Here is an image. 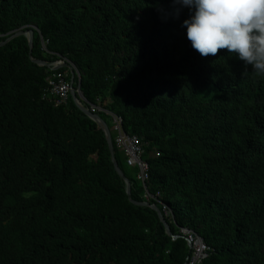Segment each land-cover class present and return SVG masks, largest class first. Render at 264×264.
I'll return each instance as SVG.
<instances>
[{
    "label": "trees",
    "instance_id": "16d2710c",
    "mask_svg": "<svg viewBox=\"0 0 264 264\" xmlns=\"http://www.w3.org/2000/svg\"><path fill=\"white\" fill-rule=\"evenodd\" d=\"M162 1L0 0V42L34 25L33 59L74 64L82 105L120 118L143 144L145 182L110 131L131 199L158 194L149 201L172 208L173 235L187 228L210 248L201 264H264V145L246 143L251 106L264 121L259 85L247 75L224 91L209 68L169 70L167 41L154 46L150 29ZM51 73L29 59L25 37L0 46V264H184V238L172 241L154 211L127 199L102 130L71 98L54 106Z\"/></svg>",
    "mask_w": 264,
    "mask_h": 264
},
{
    "label": "clouds",
    "instance_id": "9594fccd",
    "mask_svg": "<svg viewBox=\"0 0 264 264\" xmlns=\"http://www.w3.org/2000/svg\"><path fill=\"white\" fill-rule=\"evenodd\" d=\"M26 27L39 33L34 25L20 29ZM150 29L154 46H163L167 41L169 70L176 67L184 73L187 68L191 70L194 66L209 68L207 78L214 82L223 78L224 91H239L247 75L256 78L259 93L255 99V111L264 116V0H163ZM159 36H165L166 40L159 39ZM41 43L44 47L43 41ZM54 63H67L75 67L63 58ZM54 63L48 64L52 72L57 71L52 69ZM74 76L79 78V73ZM78 83L73 88H77ZM83 100L81 103L86 102L84 97ZM91 106L100 108L99 105ZM91 106L85 107L90 113ZM239 110H243L242 101L233 105L224 116L225 122H236L235 111ZM98 112L105 113V110ZM98 112L92 114L98 115ZM247 113L249 139L246 143L261 139L264 145V121L255 123L252 106ZM112 115H108L111 126ZM167 218L174 223L172 208L168 205ZM179 232L182 236L173 235L170 230L173 237L191 241V248L187 246L191 253L184 264H201L209 248L191 230L180 228ZM202 247L204 250L196 257L197 249Z\"/></svg>",
    "mask_w": 264,
    "mask_h": 264
},
{
    "label": "built area",
    "instance_id": "2783aa9c",
    "mask_svg": "<svg viewBox=\"0 0 264 264\" xmlns=\"http://www.w3.org/2000/svg\"><path fill=\"white\" fill-rule=\"evenodd\" d=\"M48 86V96L53 101L55 107L65 105L67 99H69L70 91L73 84L71 79L67 80V76L58 71H53L49 78L46 80ZM76 90V88H74ZM90 110L92 113H96L101 109L95 106H91ZM112 117V130L115 132V146L118 150L125 154V164L128 167H136L138 169L137 179L141 182L147 179L148 165L144 162L141 157L143 155V149L140 140L136 136H130L122 131L121 121L115 116ZM165 208L162 206V214ZM165 215V214H163ZM204 248L197 249L195 256L198 257Z\"/></svg>",
    "mask_w": 264,
    "mask_h": 264
},
{
    "label": "water",
    "instance_id": "95a60500",
    "mask_svg": "<svg viewBox=\"0 0 264 264\" xmlns=\"http://www.w3.org/2000/svg\"><path fill=\"white\" fill-rule=\"evenodd\" d=\"M35 29L33 28H23L20 29L12 34H10L3 42H0V46L5 45L6 43L10 42L12 39L18 38V37H25L27 39V44H28V57L29 59L35 63L38 66H43L46 68H50V65H48L47 63H45L44 61L41 60H36L33 59L31 56V51H32V46H33V33H34ZM61 68H66L69 70V74H70V78H71V83L73 84V76L76 75L78 73L76 67L73 66H69L67 63H58L57 65L53 66V70H58ZM70 97H71V101L74 104V106L81 112L83 113L88 119H90L92 122H94L103 132V135L106 139L107 142V146H108V150H109V154H110V159L113 163L114 166V170L117 173V175L123 180V183L125 185V194L127 196V199L129 200V202H131L133 205L135 206H140V207H144V208H149L150 210L154 211L160 222L163 224L164 229H165V233L172 237L173 240H175L178 237H173L170 233V229L169 226L167 225L166 220L164 219V216L161 212V210H159L155 204H149L147 202H135L131 199V192H130V183L129 181L124 177V175L122 174L121 170L119 169V167L117 166L116 162L114 161V157H113V143H112V138H111V134L109 131L108 126L106 125V123L97 115V114H92L90 113L87 108H85L81 101L83 100V97L80 93V88H79V83L78 86L76 88V90H74L73 86L72 89L70 91ZM192 237H194V235H192ZM187 242V246L189 248H191V241L189 239L186 240Z\"/></svg>",
    "mask_w": 264,
    "mask_h": 264
},
{
    "label": "rangeland",
    "instance_id": "374dc122",
    "mask_svg": "<svg viewBox=\"0 0 264 264\" xmlns=\"http://www.w3.org/2000/svg\"><path fill=\"white\" fill-rule=\"evenodd\" d=\"M45 44H46V42H45ZM42 49L43 50H46V48L45 47H42ZM55 65H57V63H54V65L53 66H55ZM74 65V64H73ZM53 68V67H52ZM62 69H65L66 71V73H68L69 74V70L68 69H66V68H62ZM77 69V68H76ZM78 71V70H77ZM49 76H50V74H47V76H46V80L49 78ZM105 114L106 115H111V113H108L107 111H105ZM108 128H109V130L111 131V134L113 135V137H114V132L112 131V126H111V124H110V127L108 126ZM141 144H142V142H141ZM142 146H143V144H142ZM124 154V153H123ZM125 155V154H124ZM157 156V155H156ZM137 175H138V171H137V174H136V179H137ZM147 177H148V170H147ZM138 180V179H137ZM147 180V179H146ZM146 180H144V182L146 181ZM155 197H158V194H156L155 196H151L150 194H148V193H145V195H144V200L142 201V202H147V203H149V204H152V203H150V199H154ZM158 201V203L159 204H161V205H163V203L162 202H160L159 200H157ZM164 206V208H165V211H164V213L163 214H165V216H167V207L165 206V205H163Z\"/></svg>",
    "mask_w": 264,
    "mask_h": 264
},
{
    "label": "bare ground",
    "instance_id": "6f19581e",
    "mask_svg": "<svg viewBox=\"0 0 264 264\" xmlns=\"http://www.w3.org/2000/svg\"><path fill=\"white\" fill-rule=\"evenodd\" d=\"M209 249H210V248H209ZM208 253H209V252H208ZM206 258H207V257H206ZM206 258H205V259H206Z\"/></svg>",
    "mask_w": 264,
    "mask_h": 264
}]
</instances>
